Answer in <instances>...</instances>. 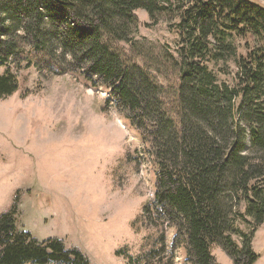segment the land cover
Instances as JSON below:
<instances>
[{"label": "trees", "instance_id": "trees-1", "mask_svg": "<svg viewBox=\"0 0 264 264\" xmlns=\"http://www.w3.org/2000/svg\"><path fill=\"white\" fill-rule=\"evenodd\" d=\"M140 9L179 30L176 52L136 39ZM28 51L25 68L47 58L53 70L68 65L110 90L155 158L154 213L175 226L173 248L185 245L188 264H219L214 245L234 264L257 262L253 243L264 224L263 3L0 0V65L7 66L0 99L19 90L18 58ZM228 61L237 69L234 85L218 78L229 68L211 67ZM247 218L251 231L241 232L237 223ZM161 240L165 247L164 232ZM0 264L90 261L60 239L40 241L25 231L14 207L0 216Z\"/></svg>", "mask_w": 264, "mask_h": 264}, {"label": "rangeland", "instance_id": "rangeland-1", "mask_svg": "<svg viewBox=\"0 0 264 264\" xmlns=\"http://www.w3.org/2000/svg\"><path fill=\"white\" fill-rule=\"evenodd\" d=\"M136 13L137 40L176 52L178 29L162 16L154 21L146 10ZM30 55L18 58L19 90L0 99V216L16 207L21 228L40 241L62 240L90 264H188L185 245L173 248L175 226L154 213L155 158L110 90L68 65L53 70L47 58L25 68ZM6 67L0 65V75ZM211 67L229 68L218 72L219 81L235 84L233 61ZM252 222L240 220L237 227L250 232ZM234 239L241 243L239 235ZM253 247L255 264H264V224ZM212 251L219 264H234L222 247Z\"/></svg>", "mask_w": 264, "mask_h": 264}]
</instances>
